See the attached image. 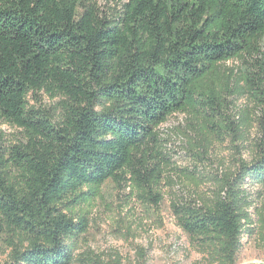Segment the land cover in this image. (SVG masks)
<instances>
[{"label": "trees", "instance_id": "obj_1", "mask_svg": "<svg viewBox=\"0 0 264 264\" xmlns=\"http://www.w3.org/2000/svg\"><path fill=\"white\" fill-rule=\"evenodd\" d=\"M119 6L106 14L93 0H0V128L24 133L5 148L0 129L4 264H74L87 224L67 209L87 200L84 188L129 176L158 205L152 185L164 178L166 157L162 169L153 150L174 114L188 116L199 163L210 137L248 149L251 110L234 101L263 113L264 136V0ZM233 60L247 68L226 67ZM40 95L58 102L35 109ZM251 151L250 162L212 179L209 203L170 205L179 228L217 264H237L244 238L264 242V209L254 220L247 191L264 190V139Z\"/></svg>", "mask_w": 264, "mask_h": 264}, {"label": "rangeland", "instance_id": "obj_2", "mask_svg": "<svg viewBox=\"0 0 264 264\" xmlns=\"http://www.w3.org/2000/svg\"><path fill=\"white\" fill-rule=\"evenodd\" d=\"M93 1L102 11L110 14L120 8L122 0ZM226 67L247 68L246 64L237 60L226 63ZM57 102L40 95L31 101V105L44 110L53 108ZM234 102L241 111L249 108L253 118L249 145L245 151L240 146L235 151L229 137H210L206 141L209 142L208 154L199 163L193 140L195 133L188 129L191 127L186 114H174L160 126L161 141L155 146L153 154L162 169L165 156L166 167L164 178L162 174L161 180L152 185L153 193L161 197L158 205L150 201L145 190L129 176L122 183L109 180L96 189H83L86 192L83 198L87 200L67 209L76 219H83L87 224L85 233L73 244L74 264H217L179 228L170 205L176 198L196 200L200 205L209 203L214 189L212 179L216 175L222 177L241 159L252 160L254 154L251 148L264 139L263 127L258 122L263 113L254 109L248 99ZM0 129L5 136V148L24 141V133L20 129L8 125H2ZM247 191L256 202L257 210L252 209L251 213L257 221V214L264 209V190L249 185ZM8 254L7 245L3 243L0 264L8 261ZM237 264H264V242L258 237L244 238Z\"/></svg>", "mask_w": 264, "mask_h": 264}]
</instances>
